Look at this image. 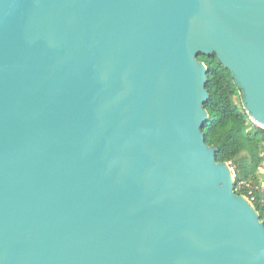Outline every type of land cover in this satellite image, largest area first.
<instances>
[{
	"label": "water",
	"instance_id": "obj_1",
	"mask_svg": "<svg viewBox=\"0 0 264 264\" xmlns=\"http://www.w3.org/2000/svg\"><path fill=\"white\" fill-rule=\"evenodd\" d=\"M199 54L264 128V0H0V264H264Z\"/></svg>",
	"mask_w": 264,
	"mask_h": 264
},
{
	"label": "trees",
	"instance_id": "obj_2",
	"mask_svg": "<svg viewBox=\"0 0 264 264\" xmlns=\"http://www.w3.org/2000/svg\"><path fill=\"white\" fill-rule=\"evenodd\" d=\"M197 60L207 69V119L201 128L205 144L215 149L217 163L232 169L235 194L251 203L264 224V176L259 172L264 164V128L246 113L240 89L217 57L199 54Z\"/></svg>",
	"mask_w": 264,
	"mask_h": 264
},
{
	"label": "rangeland",
	"instance_id": "obj_3",
	"mask_svg": "<svg viewBox=\"0 0 264 264\" xmlns=\"http://www.w3.org/2000/svg\"><path fill=\"white\" fill-rule=\"evenodd\" d=\"M230 171H231V174H232V169L230 168ZM260 175L261 176H264V164H263V166L261 167V169H260ZM247 202H248V200L246 199V198H244ZM249 203V202H248ZM249 205H250V203H249Z\"/></svg>",
	"mask_w": 264,
	"mask_h": 264
}]
</instances>
